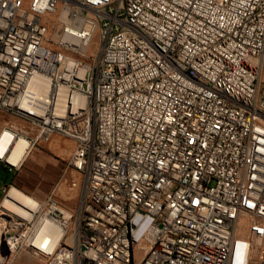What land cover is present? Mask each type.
Masks as SVG:
<instances>
[{"label":"built area","instance_id":"built-area-1","mask_svg":"<svg viewBox=\"0 0 264 264\" xmlns=\"http://www.w3.org/2000/svg\"><path fill=\"white\" fill-rule=\"evenodd\" d=\"M0 111V166L83 175L2 186L0 264H264V0H0Z\"/></svg>","mask_w":264,"mask_h":264},{"label":"rangeland","instance_id":"rangeland-1","mask_svg":"<svg viewBox=\"0 0 264 264\" xmlns=\"http://www.w3.org/2000/svg\"><path fill=\"white\" fill-rule=\"evenodd\" d=\"M7 121L15 119L0 111V129ZM73 150L74 145L70 140L56 135L49 142L34 147L23 165L15 172L10 173L0 168V197L2 186L11 181L40 198L58 185L61 190L56 192L57 199L67 208L74 209L80 199L83 175L71 169L65 172ZM63 173L65 177L59 182ZM73 179L78 182V186L74 188L71 187ZM14 264H40V261L23 253Z\"/></svg>","mask_w":264,"mask_h":264},{"label":"bare ground","instance_id":"bare-ground-1","mask_svg":"<svg viewBox=\"0 0 264 264\" xmlns=\"http://www.w3.org/2000/svg\"><path fill=\"white\" fill-rule=\"evenodd\" d=\"M2 221H3V212H0V235H8L10 232V224H14V216H7V222H2ZM57 264H70V258H62V263H57Z\"/></svg>","mask_w":264,"mask_h":264},{"label":"crops","instance_id":"crops-1","mask_svg":"<svg viewBox=\"0 0 264 264\" xmlns=\"http://www.w3.org/2000/svg\"><path fill=\"white\" fill-rule=\"evenodd\" d=\"M55 143V142H54ZM53 142H52V144H54ZM29 156V155H28ZM28 156L25 158V160L28 158ZM0 168H2V169H4L5 171H7L4 167H2V166H0ZM8 172V171H7Z\"/></svg>","mask_w":264,"mask_h":264},{"label":"water","instance_id":"water-1","mask_svg":"<svg viewBox=\"0 0 264 264\" xmlns=\"http://www.w3.org/2000/svg\"><path fill=\"white\" fill-rule=\"evenodd\" d=\"M6 247V246H5ZM6 250H7V253H9V250L7 249V247H6Z\"/></svg>","mask_w":264,"mask_h":264}]
</instances>
